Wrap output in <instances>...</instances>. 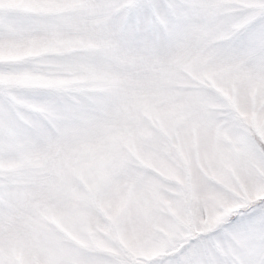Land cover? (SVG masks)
Here are the masks:
<instances>
[{
	"label": "snow or ice",
	"instance_id": "1",
	"mask_svg": "<svg viewBox=\"0 0 264 264\" xmlns=\"http://www.w3.org/2000/svg\"><path fill=\"white\" fill-rule=\"evenodd\" d=\"M0 264H264V0H0Z\"/></svg>",
	"mask_w": 264,
	"mask_h": 264
}]
</instances>
